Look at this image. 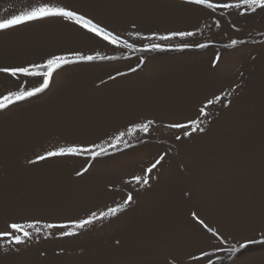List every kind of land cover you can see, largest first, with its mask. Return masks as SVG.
<instances>
[{
	"label": "rangeland",
	"instance_id": "374dc122",
	"mask_svg": "<svg viewBox=\"0 0 264 264\" xmlns=\"http://www.w3.org/2000/svg\"><path fill=\"white\" fill-rule=\"evenodd\" d=\"M42 3L84 14L122 43L63 18L0 32V67L77 61L56 69L44 92L0 111V231L11 222L40 228H29L22 245L0 236V264H198L192 255L201 250L213 253L214 264H264V244L230 251L264 240V12H213L185 0H0V18ZM178 32L194 35L159 39ZM20 80L30 88L41 77L0 73V98L24 90ZM194 118L203 133L184 137L169 127ZM93 144L108 154L37 160L58 147ZM128 193L133 202L115 216L83 229L70 224L77 235L45 227L100 216ZM200 220L227 242L220 245Z\"/></svg>",
	"mask_w": 264,
	"mask_h": 264
},
{
	"label": "snow or ice",
	"instance_id": "6c2138e0",
	"mask_svg": "<svg viewBox=\"0 0 264 264\" xmlns=\"http://www.w3.org/2000/svg\"><path fill=\"white\" fill-rule=\"evenodd\" d=\"M187 4L194 6H202L206 9L212 10L215 12L217 9H234L237 11L238 15L244 16L250 13H256L258 10L260 12H264V0H235V2H217L214 3L212 0H185ZM48 18H63L68 21L73 22L75 25L79 26L81 29L86 30L87 33L92 34L95 37L101 38L103 41L111 45H120L122 43L119 36L114 35L111 31H108L106 27L101 26L98 22H94L92 18L86 17L84 14H79L78 12L71 10L65 6H54L50 3H42L37 7L31 8L29 11L21 12L20 14L10 15L9 17L0 18V32L8 31L14 28H17L26 23H30L37 20H43ZM217 26H219V21L216 22ZM139 36V33H136ZM194 33L190 32H178L172 33L171 36H161L159 39L168 40L172 39L176 36L185 37L191 36ZM126 47H132V45L127 44L126 41H123ZM233 45L237 42L232 41ZM189 45H184L183 47H188ZM207 45H198V47H206ZM151 49H161V45L152 44ZM78 55L79 61H94L98 59H112V57L106 56H97V55ZM219 59V57H217ZM77 61L70 60L66 56H55L51 59H48L46 63L43 65H32L31 68L27 66H4L0 67V73H5L10 75L13 78L19 79L21 76L23 77H41V82L38 86L27 87L26 81L20 80V85L24 90H17L15 92H10L7 95H3L0 98V111L8 109L11 105L30 99L39 93L44 92L50 85L52 80L53 72L62 67L63 65L74 63ZM43 68L44 71H38V69ZM135 71V69H132ZM221 97L217 96L215 99H209L207 101V105H212L213 103L219 102ZM199 114L203 116H207L208 113L205 112V109L202 107L199 109ZM202 121L198 118H194L190 120V123H180L176 122L169 125L170 128L183 129V136L190 137L193 132L199 131L203 133L205 129L201 127ZM153 124V121H148L140 125V129L144 132L149 131V126ZM188 129H191L190 131ZM125 133H121L116 139L119 141L123 138ZM176 139H181V135L177 134ZM111 147H115V145H110ZM98 149V150H97ZM88 154L92 159H96L99 156L108 154L107 149L98 144H93L91 146H68V147H58L54 150H49L46 154L40 155L37 157L38 161L47 160L52 157H63V156H77ZM163 160V156L160 157L155 163H153L150 167L146 169L147 173H151L154 168ZM35 163L36 161H32ZM90 167V165H89ZM88 169L85 168L84 171ZM81 172H77V175H81ZM132 181L139 184L143 182L145 185L148 184V180L142 176H134ZM131 182V181H130ZM133 202V196L131 193H128L124 202L118 207L109 208L107 212H102L100 216H97L95 212H92L89 218L80 219L78 221H71L65 224H46L47 228H59L62 229L60 232L61 236H74L78 233L76 231L67 230L70 227V224H74L75 228L83 229L87 225H92L95 220L105 219L110 216H115L118 212L123 211L128 205ZM201 224H204L203 220H200ZM204 227L207 228V231L212 234L217 240H219V244L223 245L227 242L226 238L221 237L220 234L214 229L208 227V225L204 224ZM29 228H35L36 232H40V228L36 227L34 223H20V222H11L7 225V230L0 231V236L8 238L9 243H14L15 245H22L25 243L27 239L32 238V233L28 231ZM264 244V240H249L246 244H240L239 248L230 249L231 252H239L240 250L247 248L249 244ZM221 247H216L215 251H222ZM213 253L201 250V254L199 256L192 255V259L197 261L198 264H214L212 259Z\"/></svg>",
	"mask_w": 264,
	"mask_h": 264
},
{
	"label": "bare ground",
	"instance_id": "6f19581e",
	"mask_svg": "<svg viewBox=\"0 0 264 264\" xmlns=\"http://www.w3.org/2000/svg\"><path fill=\"white\" fill-rule=\"evenodd\" d=\"M140 205H141V204H140ZM141 206H144V205H141ZM144 207H145V206H144ZM144 209H145V208H144ZM144 209H143V210H144ZM123 211H124V210H123ZM125 211H126V210H125ZM138 211H139V210H138ZM129 212H130V211H129ZM127 216H128V214H127Z\"/></svg>",
	"mask_w": 264,
	"mask_h": 264
}]
</instances>
